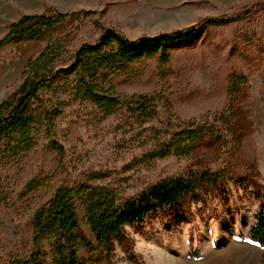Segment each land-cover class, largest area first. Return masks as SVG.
Here are the masks:
<instances>
[{"label": "rangeland", "instance_id": "rangeland-1", "mask_svg": "<svg viewBox=\"0 0 264 264\" xmlns=\"http://www.w3.org/2000/svg\"><path fill=\"white\" fill-rule=\"evenodd\" d=\"M254 1L0 0V39L8 22L25 14H41L46 6L69 15L86 13L76 43L93 44L100 29H116L136 40L180 30ZM44 46L25 43L0 51V103L17 90L27 62L41 55ZM169 51L170 67L146 64L119 90L129 96H157L162 100L158 120L163 123L169 120L175 127L204 130L191 153L152 160L147 153L160 128L158 122L110 118L91 104L65 103L55 137L64 148L69 174L73 178L95 174L97 183L115 186L130 198L189 171L221 172L231 165L243 170L246 163H255L264 186V16L254 24L211 28L193 40L170 45ZM159 69L162 76L157 74ZM234 72L244 83L237 93L229 80ZM40 141L31 157L34 161L19 166L2 161L0 144V193L14 198L36 171L56 170V156L45 152V141ZM229 183L222 196L216 193L208 202L193 204L191 215L176 212L166 217L159 212L144 224L128 227L133 252L141 263L180 264L175 258L185 256L202 263L214 247L236 246L261 264L264 250L249 242L260 205L252 190ZM51 194V188L42 189L20 203L16 213L0 205V256L30 251L28 218ZM116 259L118 264H131L120 248Z\"/></svg>", "mask_w": 264, "mask_h": 264}, {"label": "trees", "instance_id": "trees-1", "mask_svg": "<svg viewBox=\"0 0 264 264\" xmlns=\"http://www.w3.org/2000/svg\"><path fill=\"white\" fill-rule=\"evenodd\" d=\"M263 16L264 0H257L180 30L136 40L127 39L116 29H100L93 44L76 43L86 13L69 15L46 6L41 14H25L8 22L0 51L25 43L45 46L41 55L27 62L17 90L0 103L2 161L18 166L34 161L31 157L44 140V151L56 156L58 164L55 171H36L17 197L0 193V205L16 213L20 203L44 188L52 189L49 199L28 218L30 251L0 256V264H118V248L131 264H142L133 252L128 227L144 224L159 212L166 217L176 212L191 215L193 204L208 202L216 193L225 194L229 181L254 192L260 210L249 242L264 250V186L257 164L246 163L243 170L231 165L221 172L189 171L127 198L119 188L97 183L95 174L73 178L64 148L55 137L65 103L83 102L106 117L132 118L143 124L158 122L160 128H156L147 153L152 160L189 155L204 130L175 127L169 120L161 122L162 100L155 95H124L120 85L136 78L146 64L170 67V45L193 40L211 28L254 24ZM246 41L252 43L249 38ZM161 69L157 72L160 76ZM229 80L231 89L240 91L244 83L235 72Z\"/></svg>", "mask_w": 264, "mask_h": 264}, {"label": "crops", "instance_id": "crops-1", "mask_svg": "<svg viewBox=\"0 0 264 264\" xmlns=\"http://www.w3.org/2000/svg\"><path fill=\"white\" fill-rule=\"evenodd\" d=\"M175 259L180 264H260L258 259L249 254L246 249L236 246L227 247L226 249L214 247L211 254L202 263L196 260H190L188 256L182 259H179V257ZM170 260V263L174 262L173 257Z\"/></svg>", "mask_w": 264, "mask_h": 264}]
</instances>
